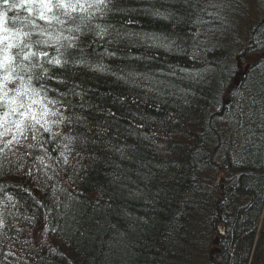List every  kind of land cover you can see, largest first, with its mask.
I'll return each instance as SVG.
<instances>
[{
    "label": "trees",
    "instance_id": "16d2710c",
    "mask_svg": "<svg viewBox=\"0 0 264 264\" xmlns=\"http://www.w3.org/2000/svg\"><path fill=\"white\" fill-rule=\"evenodd\" d=\"M258 15L264 0H111L38 20L36 49L68 62L25 61L0 102L17 109L0 106V264H264Z\"/></svg>",
    "mask_w": 264,
    "mask_h": 264
},
{
    "label": "snow or ice",
    "instance_id": "6c2138e0",
    "mask_svg": "<svg viewBox=\"0 0 264 264\" xmlns=\"http://www.w3.org/2000/svg\"><path fill=\"white\" fill-rule=\"evenodd\" d=\"M110 4L111 0H0V73H3L0 76V102H3L4 98L8 97L12 91L7 88L9 82L16 79L24 80V77L18 73L20 69L25 71L28 69L29 66L24 64L25 61L43 58L54 67L62 66L68 62L60 58L63 54L59 52V49L55 57H49L47 51L36 49L37 45H47L49 41H33V31L39 30L41 36H51V33L37 23L38 20L44 21L48 25L53 23L64 25L68 22H75L79 18L81 23H84L90 21L96 14L104 15L109 10ZM20 12H26L27 16L21 17ZM18 23L20 26L16 27L15 25ZM74 30L80 32V25L77 24ZM103 31L104 29H100L96 35H101ZM71 39L75 40L76 38L71 37ZM71 46L69 45V47ZM30 66L37 67L39 65L32 64ZM44 72L47 73L48 69L45 68ZM31 79L30 76L29 83ZM12 103H15V100L9 97L8 104H0L7 109L3 113L5 117L17 112L16 108H9ZM19 115L24 117L27 113L20 112ZM32 119L35 120V117L33 116ZM36 122L39 123V121ZM22 123L23 121L17 123V129L20 131H23ZM45 131H49V129L46 128ZM7 143L10 144L11 141ZM2 150L0 149V151Z\"/></svg>",
    "mask_w": 264,
    "mask_h": 264
},
{
    "label": "rangeland",
    "instance_id": "374dc122",
    "mask_svg": "<svg viewBox=\"0 0 264 264\" xmlns=\"http://www.w3.org/2000/svg\"><path fill=\"white\" fill-rule=\"evenodd\" d=\"M258 16H262V18H264L263 17V15H258ZM250 20H251V18H250ZM255 22H257V21H254V23ZM262 218H264V213H263V215L261 216V219ZM205 235H206V238H207V240L210 238V232H207V233H205ZM217 238H218V235H214L213 237H212V239H211V245H210V248H209V251H210V253L212 252V254L213 253H215V249H219V244H216V245H213L212 244V242H216L217 241ZM220 238V237H219ZM189 264H197L196 262H195V259H193L192 261H191V263H189Z\"/></svg>",
    "mask_w": 264,
    "mask_h": 264
}]
</instances>
